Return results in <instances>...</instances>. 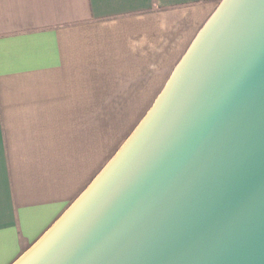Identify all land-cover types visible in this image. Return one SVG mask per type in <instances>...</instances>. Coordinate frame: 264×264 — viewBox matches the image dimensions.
I'll return each mask as SVG.
<instances>
[{
    "label": "water",
    "instance_id": "1",
    "mask_svg": "<svg viewBox=\"0 0 264 264\" xmlns=\"http://www.w3.org/2000/svg\"><path fill=\"white\" fill-rule=\"evenodd\" d=\"M113 159L14 264H264V0H222Z\"/></svg>",
    "mask_w": 264,
    "mask_h": 264
},
{
    "label": "crops",
    "instance_id": "2",
    "mask_svg": "<svg viewBox=\"0 0 264 264\" xmlns=\"http://www.w3.org/2000/svg\"><path fill=\"white\" fill-rule=\"evenodd\" d=\"M222 0H0V264L64 215Z\"/></svg>",
    "mask_w": 264,
    "mask_h": 264
},
{
    "label": "trees",
    "instance_id": "3",
    "mask_svg": "<svg viewBox=\"0 0 264 264\" xmlns=\"http://www.w3.org/2000/svg\"><path fill=\"white\" fill-rule=\"evenodd\" d=\"M163 90V89H162ZM162 92V91H161Z\"/></svg>",
    "mask_w": 264,
    "mask_h": 264
}]
</instances>
